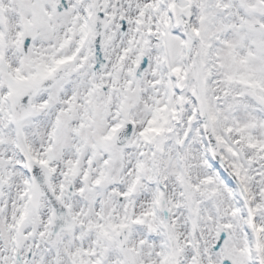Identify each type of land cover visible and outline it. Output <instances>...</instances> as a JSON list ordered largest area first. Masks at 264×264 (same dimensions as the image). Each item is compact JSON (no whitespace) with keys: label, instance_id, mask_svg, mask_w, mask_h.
<instances>
[{"label":"snow or ice","instance_id":"1","mask_svg":"<svg viewBox=\"0 0 264 264\" xmlns=\"http://www.w3.org/2000/svg\"><path fill=\"white\" fill-rule=\"evenodd\" d=\"M0 264H264V0H0Z\"/></svg>","mask_w":264,"mask_h":264}]
</instances>
